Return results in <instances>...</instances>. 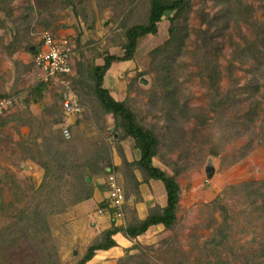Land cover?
<instances>
[{
  "label": "rangeland",
  "instance_id": "rangeland-1",
  "mask_svg": "<svg viewBox=\"0 0 264 264\" xmlns=\"http://www.w3.org/2000/svg\"><path fill=\"white\" fill-rule=\"evenodd\" d=\"M150 1L10 0V16L0 11V97L12 101V108L0 120V198L5 203L0 210V263L20 264L18 259L24 254L36 255V247L30 249L27 237L9 236L7 229L16 228V214L29 222L30 229H36L37 212L33 208L38 207L37 203L42 208L41 201L54 193L67 209L60 215H51L47 210V216L39 213V218L50 227L48 243L56 246L57 264H76L93 243V238H88L89 224L79 231L80 217L69 213L75 206L69 204L87 192L90 197L95 189L102 193L95 213L108 227L124 228L137 219L135 204L142 198L132 178L136 162L127 167L119 157L123 155L119 143L128 136L112 115L103 114L87 69L103 65L107 56L127 54L123 46L125 31L146 23ZM244 2L253 8L252 19L257 25L231 21L216 39L222 43L219 53L211 50L207 56L220 73L213 89L206 84L204 74L198 77L204 50L194 31L209 27L198 16L204 11L212 17L221 8L219 0H190L186 19L176 18L187 33L179 60L185 66L177 80L179 100L193 110L181 115L177 128L166 117L164 100L154 87L158 67L150 56L167 41L171 27L168 19L173 14L157 24L156 35L137 41L130 65L120 70L121 101L133 121L159 139L152 165L174 178L179 199L173 227H156L140 240H129V248L114 264H207L217 259L244 264L246 256L264 244V196L250 194L264 181V77L257 80L256 90L251 72L259 60L264 70V38L258 34V28H264V0ZM44 32L69 38L76 53L68 82L53 80L36 91L40 80L33 49L40 45ZM241 50L248 59L239 57ZM64 97L75 102L80 111L64 114ZM155 98L159 99L157 106L152 102ZM252 112L255 116L249 123ZM202 116L205 122L199 126L197 120ZM107 121L110 127H106ZM64 129L68 138L62 134ZM58 136L75 144L77 152L67 154H73V165H82L92 155L102 154L103 158L90 162L89 170L73 166L69 177L53 183L45 165L30 157H35L36 151L44 155L50 149V138ZM113 151L120 161L116 170L111 169ZM208 165L213 169L211 177L206 174ZM111 174L123 189L121 217L105 204L106 179ZM84 179L90 184L85 192ZM141 179H145L142 174ZM249 183L258 184L243 186ZM263 191L264 186L258 193ZM10 201H14L13 207L6 206ZM154 207L146 211V216ZM116 237L112 239L122 241ZM142 256L143 261L139 259ZM251 264H264V259Z\"/></svg>",
  "mask_w": 264,
  "mask_h": 264
},
{
  "label": "trees",
  "instance_id": "trees-1",
  "mask_svg": "<svg viewBox=\"0 0 264 264\" xmlns=\"http://www.w3.org/2000/svg\"><path fill=\"white\" fill-rule=\"evenodd\" d=\"M189 2L190 0H170L169 2H164L161 0H151L146 23L131 26L125 31L126 42L123 46L126 48L127 54L123 57L107 56L104 58V63L102 66H93L87 69V76L93 81L94 94L99 101L98 103L101 110L103 111V114H112L113 118L119 123L118 127L125 132L126 136L132 137L135 143V148L140 152V159L135 163L136 169L140 170L143 177H145L143 181H147L148 179H155L162 182L166 193L167 203L164 208L154 207L150 209L146 218L141 221H138L135 218L131 220L124 228L114 227L112 225L106 231L95 236L93 238V243L88 245L86 253L76 264H86L93 258L96 251L109 250L110 248L115 247L116 242L114 241V239H112V237L117 233H121L128 240H135L138 236L145 234V232L152 226L161 225L165 229H171L176 222L179 186L175 182L173 177L166 175L152 165V158L157 153L159 139L154 136L152 132L137 125L133 121L131 113L129 109L124 106V103L116 102L109 96L107 90L102 88V78L104 73L112 63L132 60V55L133 53H135L137 48V41L148 35H156L158 32L157 24L161 22L164 17H168L169 14H173V17L168 19L169 22H171V27L168 30L167 41L152 50L150 56L151 61H156L158 67L154 87L160 90L159 97L164 100L163 102L165 105L166 117L169 118L171 123L177 128L179 122L178 120L181 115H183L184 117L186 113L193 111L185 105L186 102L180 104L181 102L179 100V97H181V93L180 90H178L177 84L178 78L185 70L184 63L180 62L179 60L182 57V47L184 46L183 41L187 37V33L186 27L176 22V18L183 17L184 20L186 19L189 10ZM9 4L10 0H0V11L5 13L6 16H10ZM219 4L221 5L220 10L212 17H210L204 11H201L198 17L201 22L207 24L209 27H207L205 30L194 31L196 36H198V39H196V41L200 42V48L204 50V56L201 58L203 68L198 74V77H201L202 74H204L206 78V84L210 89H213L215 87L220 74L218 71V67L214 65L212 61H208L207 59V56L211 50L215 51L216 54H218L222 47V43L218 42L216 39L221 36L222 31L228 26V23L231 21H233L236 25L239 22L252 26L257 25V23L252 19L253 8L245 4L244 0H219ZM212 27L214 29L213 32L210 31ZM258 34L261 35L262 38H264V28L259 27ZM235 45L236 47H238L237 44ZM160 56L165 57V60H158L157 58H159ZM246 56L247 55H245V51L241 50L239 57L241 59H248L249 56ZM256 62V66L251 68L252 81H254L252 83H254L255 85L259 78L264 77L262 62L260 60ZM39 84L40 85L36 87V91H41L45 87V84L41 82H39ZM257 88L258 86L256 85V90ZM154 97H156L155 93ZM226 98L228 99L227 96ZM158 101L159 99L155 98L152 102L155 103V106H157L156 103H158ZM254 116L255 114H253L252 112L249 117V123L253 121ZM204 122V116L200 117V119L197 120V124L199 126L204 125ZM50 141V149L47 150V152L44 154L45 156L42 153L36 151V156L30 158L31 160L42 162L45 165V170L48 169L47 175L53 176L52 182L61 181L63 177H69L72 174L71 169L73 166L76 168L81 167L82 169L86 168L89 170L91 164H88L90 162L97 160L99 161L101 158H103L102 154H97L98 157L97 155H92V157L87 158V161L82 165H73L74 161L72 160V156L74 152H77V150L75 149V144L71 141L64 142V140L60 139L59 136L55 137L54 140L50 138ZM68 153L73 154L69 157V155H67ZM119 157L121 158L122 165L127 167L132 166V163H127L123 155ZM42 158H47L49 161H41ZM79 158L81 157L79 156ZM111 169L116 170L117 168L111 167ZM132 178L134 179V177ZM134 184L136 190L139 183L135 179ZM257 184L258 183H249L244 184L243 186L245 188H248ZM259 185L260 186H258L257 189L251 191L250 194H256L260 197H263L264 191L261 194H259L258 192L260 191L261 187L264 186V181L259 183ZM87 186L90 187V184H88L86 182V179H84V185L82 181V190L84 192ZM52 190H56L54 185L52 187ZM54 194L55 195L50 199L48 198L47 201L45 199L41 201L42 208H40L39 203H37L38 207L33 208V211L37 212L35 221L38 227L36 229H30L31 225H29V222H25L24 219L17 214L16 217H14L13 215V218H15L13 226H16V228L8 226L9 228L7 230H9V236H13L15 238L27 237L28 241H30V249H34V247H36V251H34L36 255L28 257V253L24 254L21 258L18 259L20 264H57V261L59 262L56 252V246L54 245V243H48V237L51 236V232L49 229L50 227L47 226L46 220L39 218V213H44V215L47 216V214L45 213L47 210L51 215H60L67 209V205L62 203V201L59 199L57 195L58 193ZM89 197L90 194H88L87 192L86 195L83 196V198L80 197L81 199L78 198L69 205H75L83 200L88 199ZM45 198H47V196H45ZM125 198L127 199V197ZM14 200L15 203H17V199ZM4 204L5 203H3L2 199L0 198V210H3ZM13 205H15L14 201L6 203V206L8 207H13ZM263 206L264 203L262 207ZM31 230L35 231L36 233H32ZM262 258L264 259V244H261L256 252L247 255L244 264H251L253 262L255 263L257 260H260ZM139 259H142L143 261L144 258L142 256V258L139 257ZM206 263L228 264V262L222 261L220 259H217L214 263ZM0 264L6 263L4 261H1Z\"/></svg>",
  "mask_w": 264,
  "mask_h": 264
},
{
  "label": "crops",
  "instance_id": "crops-1",
  "mask_svg": "<svg viewBox=\"0 0 264 264\" xmlns=\"http://www.w3.org/2000/svg\"><path fill=\"white\" fill-rule=\"evenodd\" d=\"M74 43V42H73ZM75 45V44H74ZM35 50V47L34 49ZM76 51L74 52L75 56ZM74 56H73V63H74ZM130 65L129 61L124 62H114L112 63L109 68L106 70V72L103 75L102 78V88L107 90L109 96L114 99L116 102H122L121 101V87L120 81L118 80V77L121 74V69L125 68V66ZM96 66H102V65H96ZM112 115V114H106ZM113 117V116H112ZM106 127H110L108 121L105 123ZM120 148L122 150V153L124 155L125 160L127 163L132 162H138L140 159V152L135 148V143L132 137H127L125 140H121L119 143ZM133 146V147H132ZM113 156L111 157L113 167H117L119 165V158L115 156V151L112 152ZM134 179L139 183L137 185V192H139V195L141 196L142 200L140 202H137L135 204V210L137 214V220L141 221L145 219L146 211L153 207L158 206L160 208H164L167 203L166 199V193L164 186L161 181L155 180V179H148L147 181H143L141 179V174L139 170L135 168V172L133 175ZM133 179V180H134ZM119 180V179H118ZM88 181V179H87ZM105 182V181H104ZM120 184V182H119ZM121 185V184H120ZM97 186V185H96ZM98 189V188H97ZM102 196V193L100 190L93 191L90 198L83 200L82 202H79L71 208V212H69L71 215L75 214L80 217V224L78 226L79 231L82 230V228L86 229V225L89 224V230H88V238L89 236L91 238H94L98 234L106 231L109 227L107 223L100 220L99 217H97V214L95 213L96 205L99 203L98 198L99 196ZM106 196V195H105ZM103 198V197H101ZM98 202V203H97ZM66 213L64 216L68 217V214ZM63 216V215H61ZM161 225L152 226L148 230H151L153 228H159ZM163 227V226H162ZM104 228V229H100ZM147 230V231H148ZM146 233V232H145ZM144 235V234H143ZM138 236L136 239L140 240V238L143 236ZM80 236V235H79ZM86 236V235H85ZM84 236V238H85ZM116 236H120L122 238V241L114 239L116 242V246L113 248H110L109 250H99L96 251L93 258L87 262L86 264H114V262L119 259L123 252L129 248L130 242L128 239H126L121 233L115 234L113 237L117 238ZM84 242V241H83ZM87 242V243H86ZM84 242V245H88V241ZM100 260V261H98Z\"/></svg>",
  "mask_w": 264,
  "mask_h": 264
},
{
  "label": "built area",
  "instance_id": "built-area-1",
  "mask_svg": "<svg viewBox=\"0 0 264 264\" xmlns=\"http://www.w3.org/2000/svg\"><path fill=\"white\" fill-rule=\"evenodd\" d=\"M40 45L34 50V63L39 69V82L49 85L53 80L68 82L72 77L73 56L75 52L74 43L66 37H56L49 32L40 35ZM64 114L73 115L80 111V107L70 99H62ZM12 108V101L9 98L0 97V120ZM65 138H68L66 129L62 130ZM107 197L105 204L113 210L118 217H121L124 195L121 185L114 174L108 175L106 179Z\"/></svg>",
  "mask_w": 264,
  "mask_h": 264
},
{
  "label": "water",
  "instance_id": "water-1",
  "mask_svg": "<svg viewBox=\"0 0 264 264\" xmlns=\"http://www.w3.org/2000/svg\"><path fill=\"white\" fill-rule=\"evenodd\" d=\"M212 167L210 166V165H208L207 167H206V174H207V177H211V175H212Z\"/></svg>",
  "mask_w": 264,
  "mask_h": 264
}]
</instances>
